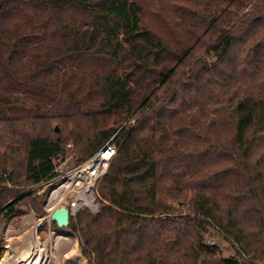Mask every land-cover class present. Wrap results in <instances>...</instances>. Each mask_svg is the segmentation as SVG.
<instances>
[{"label": "trees", "instance_id": "trees-1", "mask_svg": "<svg viewBox=\"0 0 264 264\" xmlns=\"http://www.w3.org/2000/svg\"><path fill=\"white\" fill-rule=\"evenodd\" d=\"M127 118L89 264H264V0H0V218Z\"/></svg>", "mask_w": 264, "mask_h": 264}, {"label": "built area", "instance_id": "built-area-1", "mask_svg": "<svg viewBox=\"0 0 264 264\" xmlns=\"http://www.w3.org/2000/svg\"><path fill=\"white\" fill-rule=\"evenodd\" d=\"M133 125L134 119H128L121 124L101 148L81 165L70 167L69 158H64L54 166L49 178L33 187L39 190L37 195H46L43 210L49 223H52L50 214L62 206L69 212V221L85 208L91 211L97 208V187L117 154L120 138ZM4 178H7V175H4ZM7 188L12 186L8 184ZM53 197L59 203L57 206L49 204Z\"/></svg>", "mask_w": 264, "mask_h": 264}, {"label": "rangeland", "instance_id": "rangeland-1", "mask_svg": "<svg viewBox=\"0 0 264 264\" xmlns=\"http://www.w3.org/2000/svg\"><path fill=\"white\" fill-rule=\"evenodd\" d=\"M204 51H200L197 54V57H201L203 55ZM2 111H6V109H2ZM7 113V112H5ZM129 118H127L128 120ZM125 120V121H127ZM124 121V122H125ZM124 122L114 125L111 128L114 129L113 134L115 133L116 129L123 124ZM56 127V126H55ZM112 134V135H113ZM111 135V136H112ZM68 147V146H67ZM66 147V148H67ZM67 150L70 151V153L66 155L67 158H69V165L70 167H75L81 164H74V154H75V150L73 148V146H70L69 148H67ZM16 191L20 192V196H24V195H29L30 199L25 200L23 203H21L19 205L18 208L14 209L15 213L11 214V215H6L7 211H5L3 213V215L1 216V220H0V241L2 243V254H1V258L3 257V255L5 254L6 251H8V248H18L20 246L19 244V239H23L28 232H31V230L33 229L32 225H29L28 227L25 228V230L22 229V224L24 222V220L28 217H32L33 218V223H37L40 220H43L42 224L39 225V227L37 228V230L35 231V234L37 235V237L40 240V243L42 244L47 238H49L52 234H57V235H71L73 236V238L76 241V246L75 249L78 251V255L75 256L72 259H68L66 261H64L63 263H54V264H67L68 262H73L75 264H83L82 262H80V260L82 258H84L82 256L81 253V248H80V242H79V237L78 235H76L75 233H73L70 229H69V225L68 227L65 228H57L56 225L49 223L48 220L46 219L47 214L46 212L43 210V203L45 201V197L46 195H37L39 190H36L35 188H33L32 186H17ZM39 199L42 202V210H43V214L39 213L38 211H36L34 209V203L36 200L35 199ZM97 198V196H96ZM96 203V202H95ZM97 208L94 211H91L90 209H87L91 214H96L98 212L99 209V205L98 203H96ZM21 211V214H19L18 212H16V210ZM182 210V209H181ZM53 225V226H52ZM12 228L16 232L19 231V234L17 235H12L9 237H5V231L7 228ZM27 230V231H26ZM22 233H21V232ZM14 233V232H13ZM203 240L206 244L208 245H216L218 247V251H220V255H222L223 257H229L232 254V251L229 248V245L226 244L222 239L218 238L215 234L213 233H207L206 235L203 236ZM48 252L50 251L49 248H47ZM0 258V259H1ZM88 261V260H87ZM87 264H89V262H87Z\"/></svg>", "mask_w": 264, "mask_h": 264}, {"label": "bare ground", "instance_id": "bare-ground-1", "mask_svg": "<svg viewBox=\"0 0 264 264\" xmlns=\"http://www.w3.org/2000/svg\"><path fill=\"white\" fill-rule=\"evenodd\" d=\"M49 204L57 206L59 203L53 197L49 200ZM32 220V217H28L24 220L22 229L25 230L29 225H32L33 229L31 232H28L23 239H19L20 246L18 248H8V251H6L2 257L0 264L63 263L64 261L72 259L78 255V251L75 249L76 241L71 235L65 236L52 234L41 244L35 231L39 225L42 224L43 220L38 221L36 224L33 223ZM10 234L18 235L19 231L15 234V231L9 227L5 231V237L11 236ZM47 248L50 249L49 252Z\"/></svg>", "mask_w": 264, "mask_h": 264}, {"label": "water", "instance_id": "water-1", "mask_svg": "<svg viewBox=\"0 0 264 264\" xmlns=\"http://www.w3.org/2000/svg\"><path fill=\"white\" fill-rule=\"evenodd\" d=\"M54 131L57 132V127L54 128ZM49 219L52 223L56 225L57 228H65L68 227L70 221H69V212L65 207H60L59 209L54 210L50 216ZM2 259V258H1ZM0 259V263H1ZM83 264H87V259L82 258L80 260Z\"/></svg>", "mask_w": 264, "mask_h": 264}, {"label": "flooded vegetation", "instance_id": "flooded-vegetation-1", "mask_svg": "<svg viewBox=\"0 0 264 264\" xmlns=\"http://www.w3.org/2000/svg\"><path fill=\"white\" fill-rule=\"evenodd\" d=\"M52 224H54V223H52ZM55 225V224H54ZM53 226V225H52Z\"/></svg>", "mask_w": 264, "mask_h": 264}]
</instances>
